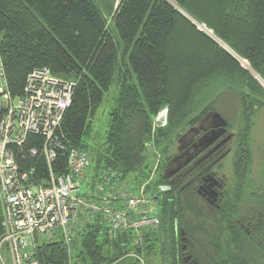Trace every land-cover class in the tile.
I'll return each instance as SVG.
<instances>
[{
	"label": "trees",
	"instance_id": "obj_1",
	"mask_svg": "<svg viewBox=\"0 0 264 264\" xmlns=\"http://www.w3.org/2000/svg\"><path fill=\"white\" fill-rule=\"evenodd\" d=\"M115 1H107L108 26L95 0H0V56L10 95L22 96L34 70L48 69L53 77L74 82L59 142L84 151L93 174L113 173L132 187L148 183L157 201L159 225L140 233L137 248L126 240L122 246L119 238L100 240V227L87 225L72 239L71 261L59 235L40 241L34 259L38 264H137L124 257L135 249L145 264H264V192L249 187L248 178L252 119L264 109V89L255 79L264 82V0H169L189 18L168 0H119L114 9ZM115 82L102 143L89 149L82 140ZM224 89L241 96L235 122L240 127L227 142L229 152L195 168L190 188L183 181L174 185L163 175L169 147L215 109ZM164 108L166 125L153 130L152 121ZM42 145L40 136L28 135L21 148H13L18 166L33 169L37 181L48 169L44 158L29 151L40 153ZM230 153L234 188L221 177L219 202L202 207L193 188ZM65 165L66 155L59 152L52 170L64 175ZM159 185L169 190L159 195Z\"/></svg>",
	"mask_w": 264,
	"mask_h": 264
},
{
	"label": "built area",
	"instance_id": "obj_2",
	"mask_svg": "<svg viewBox=\"0 0 264 264\" xmlns=\"http://www.w3.org/2000/svg\"><path fill=\"white\" fill-rule=\"evenodd\" d=\"M74 86V82L53 77L48 69H39L27 77L22 96L13 98L0 56V264H38L33 257L37 245L55 235L60 236L71 261L72 239L87 225L100 227V240L119 238L122 246L126 240L134 248L140 245L141 232L159 225L157 201L147 189L148 183L132 187L113 173L93 174L84 151L66 149L59 142L57 133ZM165 125L166 119L157 114L152 129ZM28 135L43 139L40 153L29 151L30 156L40 155L46 162L48 176L39 181L34 179L33 169L21 170L13 153ZM59 152L66 155L61 176L52 170ZM168 190L159 185L157 194ZM124 257L145 264L135 249Z\"/></svg>",
	"mask_w": 264,
	"mask_h": 264
},
{
	"label": "rangeland",
	"instance_id": "obj_3",
	"mask_svg": "<svg viewBox=\"0 0 264 264\" xmlns=\"http://www.w3.org/2000/svg\"><path fill=\"white\" fill-rule=\"evenodd\" d=\"M95 1L97 4H99V9L104 19L106 20L107 25L111 26V20L109 18L110 14L107 6L108 0H95ZM119 2H120L119 0L115 1L114 9L117 7V4H119ZM171 4L172 6L175 7L177 11L182 13V11H180L176 5H174L173 3ZM114 36L117 37L115 32H114ZM240 65L243 69L249 70L247 64L246 66L245 65L243 66V61H240ZM255 79L264 89V82H262L260 78H258V76L256 75H255ZM116 82L113 83V86L110 88L108 93L104 95L103 102L91 121L92 122L91 132L89 136L87 138H83L82 140V143L87 145L89 149L93 148L94 145H100L102 143V139L104 137L106 130L107 114L109 109L111 108L110 105L113 104L112 99L114 98L118 89L117 88L118 84ZM158 114H161L163 119L164 118L167 119L166 108L162 109ZM252 121H253V127L250 134V140H251L250 150H251L252 162H251V172L248 175V178L251 180L249 187L253 189L256 188L259 190L258 193H262L264 192V109H261L258 112H256L255 115L253 116ZM184 126L186 128V125ZM239 127H240L239 124L237 125L234 124L233 128H231L229 132L235 133V131H237ZM185 128L183 130H185ZM176 147H177V142L176 140H174V143L169 147V154H168L169 157H172V155L175 154ZM233 163H234V155L233 153H230L227 157L223 158L221 164L218 166L217 169L214 168L219 178L224 177L225 182L227 184L226 186L227 188L229 187L234 188V184H235L234 174H233ZM153 164L154 166H156V161H154ZM91 171H92V167L89 168V172ZM246 198H248V200H254L253 198L250 197H246Z\"/></svg>",
	"mask_w": 264,
	"mask_h": 264
},
{
	"label": "flooded vegetation",
	"instance_id": "obj_4",
	"mask_svg": "<svg viewBox=\"0 0 264 264\" xmlns=\"http://www.w3.org/2000/svg\"><path fill=\"white\" fill-rule=\"evenodd\" d=\"M201 127L202 128L196 127L197 130H194L193 132L191 131V133H189L183 140H180L179 142L178 139L176 140V152L166 163L165 169L163 171V175L166 173V175H168L169 182L173 183L174 185H177L181 181H183V186H185V188H190V184H192L193 182L196 183L195 179L192 178V173L195 168L205 164L207 159H212V156H214L215 154L229 152V149L227 148L228 143L220 145V142L226 136L231 135L232 138V133L227 130V126L226 134L224 136L218 139L212 146L194 156V158L188 164H186L179 170H176V168L183 165L186 159L194 155L195 150H193L192 145L196 143L197 140L207 131H201V129L205 128L203 126ZM189 131L190 129L187 130L184 134ZM223 188L224 182L222 178H219L216 175V172L213 171V175L208 178H202V180L198 182L193 190L199 196L202 207L210 208L215 206L217 202H219L220 198L222 197ZM212 191L216 193V196L211 195Z\"/></svg>",
	"mask_w": 264,
	"mask_h": 264
},
{
	"label": "water",
	"instance_id": "obj_5",
	"mask_svg": "<svg viewBox=\"0 0 264 264\" xmlns=\"http://www.w3.org/2000/svg\"><path fill=\"white\" fill-rule=\"evenodd\" d=\"M179 9V8H178ZM180 10V9H179ZM181 11V10H180ZM183 13V12H182ZM185 17H188L187 15L183 14ZM189 18V17H188ZM193 24V22H192ZM195 25H198L200 28H198L200 31H203L210 36L212 39L214 37L210 32L205 30L203 27H201L199 24L195 23ZM222 45V44H220ZM222 47L231 55L233 53L229 51L225 46L222 45ZM234 56V55H233ZM236 58V56H234ZM238 59V58H236ZM240 61V60H239ZM240 100L241 96L238 92L232 90V89H227V90H222L217 98L216 101V107L215 109L207 114L197 125L198 128H202L201 126L205 127L201 129V131H205V134L202 135L196 143L192 145L193 150H195L194 155L192 157H189L188 159L185 160L183 165L180 167L176 168V170H179L186 164H188L194 156L197 154L201 153L202 151L206 150L210 146H212L218 139H220L222 136L226 134V127L229 124H235L237 121L238 117V111H239V106H240ZM194 130H197V128H192L190 129L189 132L186 134L182 135L179 139L183 140L191 131L193 132ZM231 138V135L226 136L221 142L220 145L227 143ZM170 163V162H169ZM168 163V164H169ZM164 178L168 179V175L166 173L164 174ZM212 196H216V193L212 191L211 193ZM190 256L185 257L184 261L188 262L190 260ZM190 264H197L196 262H191Z\"/></svg>",
	"mask_w": 264,
	"mask_h": 264
},
{
	"label": "bare ground",
	"instance_id": "obj_6",
	"mask_svg": "<svg viewBox=\"0 0 264 264\" xmlns=\"http://www.w3.org/2000/svg\"><path fill=\"white\" fill-rule=\"evenodd\" d=\"M168 1H169V0H168ZM171 3H172V2H171ZM201 27H202V26H201ZM244 65L246 66V64H245V63H243V66H244Z\"/></svg>",
	"mask_w": 264,
	"mask_h": 264
}]
</instances>
